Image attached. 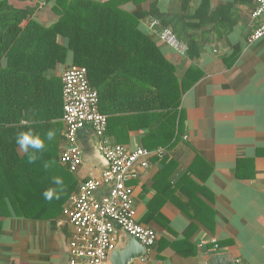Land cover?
<instances>
[{
  "label": "crops",
  "instance_id": "crops-1",
  "mask_svg": "<svg viewBox=\"0 0 264 264\" xmlns=\"http://www.w3.org/2000/svg\"><path fill=\"white\" fill-rule=\"evenodd\" d=\"M55 1L13 4L35 6L34 18L50 26L59 19ZM155 2L163 11H181L182 0H144L140 7L149 9ZM200 2L192 0L189 12ZM211 6L212 21L191 29L197 44L186 54L152 33L149 16L140 21L141 30L160 45L179 76L190 68L202 73L182 98L183 124L171 146L150 145V128L141 124L136 112L115 110L114 94L100 98V110L109 117L103 139L130 150L142 146L152 151L149 167L137 164L140 175L130 184L137 221L153 228L158 237L130 264H264V37L248 42L257 24L255 0H212ZM125 8L133 10L136 4L127 3ZM59 41L65 43V38L60 36ZM73 60L69 51L65 62L47 72L55 83L52 92L43 108L21 121L41 133L57 132L35 163L14 162L34 174L11 169L8 189L0 166V264H69L75 230L64 208L84 181L100 177L108 168L99 137L90 126L77 134L83 158L79 169L72 172L60 161L67 145L63 74ZM17 155L27 156L19 146ZM53 160L55 164L45 170L44 163ZM55 176L63 179L64 191L59 200L48 201L43 193L55 187ZM111 188L101 186L95 196L101 198ZM9 192L12 202L5 199ZM13 202H18L20 211Z\"/></svg>",
  "mask_w": 264,
  "mask_h": 264
},
{
  "label": "trees",
  "instance_id": "trees-1",
  "mask_svg": "<svg viewBox=\"0 0 264 264\" xmlns=\"http://www.w3.org/2000/svg\"><path fill=\"white\" fill-rule=\"evenodd\" d=\"M191 1L182 0L180 12H166L156 2L143 10L144 0H56L54 11L59 19L46 26L34 18L35 6L20 8L10 0H0V166L8 189L11 169H23L14 162L28 159V155L23 159L17 155V133L31 128L21 121L44 107L55 86L47 72L65 62L69 51L74 54L73 65L87 67L101 99L114 94L118 99L115 110L136 112L141 124L150 128V145H172L183 124L182 98L202 73L190 68L179 76L160 45L141 30L140 21L158 18L192 51L197 41L190 31L212 21V0H201L193 13L189 12ZM127 3L136 8L126 9ZM60 36L65 43L59 41ZM24 172L34 174L25 169L20 173ZM8 196L4 198L12 202L10 192ZM13 203L20 211L18 202Z\"/></svg>",
  "mask_w": 264,
  "mask_h": 264
},
{
  "label": "built area",
  "instance_id": "built-area-1",
  "mask_svg": "<svg viewBox=\"0 0 264 264\" xmlns=\"http://www.w3.org/2000/svg\"><path fill=\"white\" fill-rule=\"evenodd\" d=\"M253 19L257 24L248 38L249 43L264 37V0H255ZM148 24L152 33L157 32L161 40L177 52H188V46L171 27L162 26L156 17H150ZM63 100L67 145L60 155L61 163L72 172L79 169L83 158L77 145V134L86 126L97 133L99 150L108 161V168L102 175L84 181L64 208L75 230L69 244V264H106L109 253L118 243L116 224L146 247L153 246L158 234L137 221L133 186L130 184L140 175L137 164L143 169L149 167L152 151L142 146L130 150L124 144L103 139L109 117L100 110L99 91L91 85L87 67L72 65L64 72ZM107 184L112 185L110 193L97 198L96 190Z\"/></svg>",
  "mask_w": 264,
  "mask_h": 264
},
{
  "label": "clouds",
  "instance_id": "clouds-1",
  "mask_svg": "<svg viewBox=\"0 0 264 264\" xmlns=\"http://www.w3.org/2000/svg\"><path fill=\"white\" fill-rule=\"evenodd\" d=\"M57 132L55 129H49L46 132L35 131L32 128L23 130L16 135V144L19 145L20 150L28 155V163L33 164L40 159V153L46 150L47 142H51L56 138ZM31 149V151H29ZM55 161L45 162L43 167L45 170L52 167ZM55 187L48 188L43 196L46 200L51 201L54 198L60 199L61 194L64 191V181L61 177L55 176L52 179Z\"/></svg>",
  "mask_w": 264,
  "mask_h": 264
},
{
  "label": "water",
  "instance_id": "water-1",
  "mask_svg": "<svg viewBox=\"0 0 264 264\" xmlns=\"http://www.w3.org/2000/svg\"><path fill=\"white\" fill-rule=\"evenodd\" d=\"M10 1L15 3V0ZM116 233L119 235L118 243L109 253L107 264H130L134 259L143 256L147 247L135 236L120 230L119 224H116Z\"/></svg>",
  "mask_w": 264,
  "mask_h": 264
}]
</instances>
